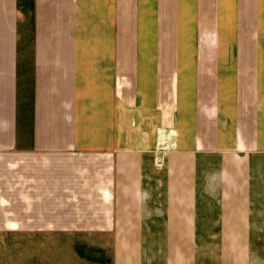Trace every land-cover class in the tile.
<instances>
[{
	"label": "crops",
	"instance_id": "1",
	"mask_svg": "<svg viewBox=\"0 0 264 264\" xmlns=\"http://www.w3.org/2000/svg\"><path fill=\"white\" fill-rule=\"evenodd\" d=\"M0 264H264V0H0Z\"/></svg>",
	"mask_w": 264,
	"mask_h": 264
}]
</instances>
